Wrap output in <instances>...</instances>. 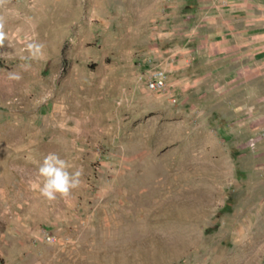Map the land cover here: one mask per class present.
Instances as JSON below:
<instances>
[{"label":"rangeland","instance_id":"1","mask_svg":"<svg viewBox=\"0 0 264 264\" xmlns=\"http://www.w3.org/2000/svg\"><path fill=\"white\" fill-rule=\"evenodd\" d=\"M0 264H264V0H0Z\"/></svg>","mask_w":264,"mask_h":264},{"label":"clouds","instance_id":"2","mask_svg":"<svg viewBox=\"0 0 264 264\" xmlns=\"http://www.w3.org/2000/svg\"><path fill=\"white\" fill-rule=\"evenodd\" d=\"M37 172L43 181L39 191L48 199H54L57 193L67 194L80 183L81 173L78 170L70 172L68 162L55 152L44 156Z\"/></svg>","mask_w":264,"mask_h":264},{"label":"built area","instance_id":"3","mask_svg":"<svg viewBox=\"0 0 264 264\" xmlns=\"http://www.w3.org/2000/svg\"><path fill=\"white\" fill-rule=\"evenodd\" d=\"M168 72L162 66H157L151 70L146 78L145 84L152 91H165L167 90Z\"/></svg>","mask_w":264,"mask_h":264}]
</instances>
